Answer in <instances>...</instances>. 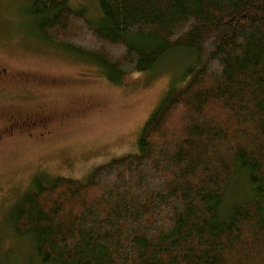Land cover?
I'll use <instances>...</instances> for the list:
<instances>
[{
	"label": "trees",
	"instance_id": "trees-1",
	"mask_svg": "<svg viewBox=\"0 0 264 264\" xmlns=\"http://www.w3.org/2000/svg\"><path fill=\"white\" fill-rule=\"evenodd\" d=\"M29 0L32 33L110 84L180 64L136 152L38 176L9 210L28 264H264V0Z\"/></svg>",
	"mask_w": 264,
	"mask_h": 264
},
{
	"label": "rangeland",
	"instance_id": "rangeland-1",
	"mask_svg": "<svg viewBox=\"0 0 264 264\" xmlns=\"http://www.w3.org/2000/svg\"><path fill=\"white\" fill-rule=\"evenodd\" d=\"M98 17L95 0H67ZM29 0H0V264H28L29 243L12 237L9 210L38 176L82 180L94 166L136 152L139 132L167 90L177 56L155 72L110 84L89 61L32 33ZM49 118L47 134L10 119ZM42 135V134H41ZM32 264H37L33 261Z\"/></svg>",
	"mask_w": 264,
	"mask_h": 264
},
{
	"label": "flooded vegetation",
	"instance_id": "flooded-vegetation-1",
	"mask_svg": "<svg viewBox=\"0 0 264 264\" xmlns=\"http://www.w3.org/2000/svg\"><path fill=\"white\" fill-rule=\"evenodd\" d=\"M50 120L49 118H44V117H38L35 122L34 120H29L28 118H26V121L23 120V118L20 117H13L10 119V123H9V128H6L4 133L8 134V133H12L14 132V130L18 131V130H35L36 128L40 129L42 132L39 133L40 136H43L47 134V131L49 130V124H50ZM42 134V135H41Z\"/></svg>",
	"mask_w": 264,
	"mask_h": 264
}]
</instances>
